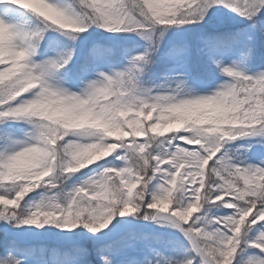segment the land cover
I'll list each match as a JSON object with an SVG mask.
<instances>
[{
	"label": "snow or ice",
	"instance_id": "obj_1",
	"mask_svg": "<svg viewBox=\"0 0 264 264\" xmlns=\"http://www.w3.org/2000/svg\"><path fill=\"white\" fill-rule=\"evenodd\" d=\"M0 125V264H264V0H0Z\"/></svg>",
	"mask_w": 264,
	"mask_h": 264
},
{
	"label": "rangeland",
	"instance_id": "obj_2",
	"mask_svg": "<svg viewBox=\"0 0 264 264\" xmlns=\"http://www.w3.org/2000/svg\"><path fill=\"white\" fill-rule=\"evenodd\" d=\"M68 2H69V3H72L73 0H68ZM99 2L103 4V3L106 2V0H99ZM161 7L168 8V7H171V5L164 4V5H161ZM21 18H22V22H23V17H21ZM25 27H26V26H25ZM98 31H99V30H98ZM56 32H58V31H56ZM58 33H60V32H58ZM60 34H61V33H60ZM117 35H124V34H117ZM65 39H66V37H65ZM153 115H155V113H154ZM148 119H152V117H148ZM7 124L11 125V126L14 127V128L25 129V130L31 126V125H29L28 123H26V122H24V121H12V120H9V121H7ZM2 126H3V125H0V127H2ZM169 126H170V127H173V128L178 127V125L175 124V123H172V124L169 125ZM21 138H22V133H21ZM81 171L86 172V171H87V168H86V169H83V170H81ZM78 175H80V172H77V173L75 174V176H78ZM65 183H67V181H65ZM41 190H42V189H37V192H39V191H41ZM117 219H119V218H117ZM115 222H116V221L113 220L112 223H115ZM27 227H34V226H27ZM46 227H52L54 231H58L57 229H55L54 226H46ZM109 227H111V225H109ZM38 231L42 233V232H43V229H39Z\"/></svg>",
	"mask_w": 264,
	"mask_h": 264
},
{
	"label": "trees",
	"instance_id": "obj_3",
	"mask_svg": "<svg viewBox=\"0 0 264 264\" xmlns=\"http://www.w3.org/2000/svg\"><path fill=\"white\" fill-rule=\"evenodd\" d=\"M20 14L25 16L24 23L29 28L34 27L36 24L40 23V20L36 18L32 13L28 12L27 10H21ZM49 36H55V37H60L61 39H65V37H63L60 33L50 29L48 32L45 33V40L41 41L42 45L47 41ZM37 51H39V49ZM72 179H75V177H72Z\"/></svg>",
	"mask_w": 264,
	"mask_h": 264
}]
</instances>
